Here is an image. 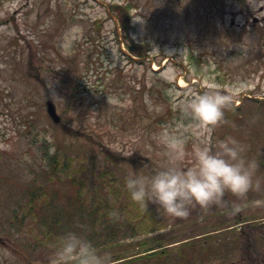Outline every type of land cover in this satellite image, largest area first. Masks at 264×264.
<instances>
[{
  "label": "rangeland",
  "instance_id": "374dc122",
  "mask_svg": "<svg viewBox=\"0 0 264 264\" xmlns=\"http://www.w3.org/2000/svg\"><path fill=\"white\" fill-rule=\"evenodd\" d=\"M209 84L233 96L209 138L245 145L254 187L194 204L187 217L133 201L126 174L168 162L155 133H183L189 149L197 141L180 104ZM0 145V264H48L68 230L86 233L112 260L139 256L120 264L264 256V0H0ZM57 151L82 170L83 189L46 171ZM33 188L49 202L36 211L57 218L52 243L32 212L22 222ZM156 222L163 228L153 231ZM152 247L167 251L144 259ZM194 247L196 258H184Z\"/></svg>",
  "mask_w": 264,
  "mask_h": 264
},
{
  "label": "clouds",
  "instance_id": "9594fccd",
  "mask_svg": "<svg viewBox=\"0 0 264 264\" xmlns=\"http://www.w3.org/2000/svg\"><path fill=\"white\" fill-rule=\"evenodd\" d=\"M232 103V95L211 84L181 101V110L192 122L185 131L197 141L189 149L183 133L167 127L155 133L168 162L150 173L129 171L125 185L131 199L141 205L157 204L164 216L187 217L194 204L220 203L226 191L245 194L252 189L257 165L245 154V145L232 137L213 142L208 135ZM48 264H113V260L86 233L68 230L53 245Z\"/></svg>",
  "mask_w": 264,
  "mask_h": 264
},
{
  "label": "trees",
  "instance_id": "16d2710c",
  "mask_svg": "<svg viewBox=\"0 0 264 264\" xmlns=\"http://www.w3.org/2000/svg\"><path fill=\"white\" fill-rule=\"evenodd\" d=\"M49 165L48 168L46 169V171L50 172L52 175L56 176H60L62 179L63 178H67V179H71V181H74L76 184H83L82 187H80L81 189H83L86 186L87 181L84 180V178H80L79 174H77L75 171H82L81 169H74V171H72V168L74 166L73 164V157H71V159H69L68 157L65 158L63 157L58 151L55 153H50L49 156ZM69 166H71V172L69 170ZM71 175V176H70ZM87 180V179H86ZM43 188H33L31 189V193H30V197H29V202L31 205L30 209L28 211L25 210V213L22 216V222H25L27 219H29L30 213L32 212L35 217V219L40 221V224L38 226V230L41 231V227H43V229L45 230V234L47 237L50 238L51 243L53 241H55L56 239V226L58 225V221L56 216H54L53 218V214L51 213L50 216L47 217V215H44L42 213V211L37 212L36 211V205L39 206V204H42L43 206L47 207L49 205L48 200H46L45 202H42L40 200V196L43 195L44 193L42 192ZM81 189L79 190L81 192ZM39 198V199H38ZM38 199V200H37ZM47 209H51V207H48ZM20 214L18 212H16V218H13V225L16 224V221L18 220L17 218H19ZM44 219L46 225L42 226V220ZM158 225V224H156ZM154 225V226H156ZM63 227H68V226H64ZM59 236H57L58 238ZM116 237V234H115ZM109 240V239H108ZM152 249V248H150ZM149 249V250H150ZM159 251L156 252H150L147 253L145 257H151V256H155L156 254H158ZM126 257H118L117 259L113 260V262H117L120 261V263H126V262H131V261H135L136 258H130V259H125ZM134 259V260H133ZM113 264H117V263H113Z\"/></svg>",
  "mask_w": 264,
  "mask_h": 264
},
{
  "label": "flooded vegetation",
  "instance_id": "af4514ba",
  "mask_svg": "<svg viewBox=\"0 0 264 264\" xmlns=\"http://www.w3.org/2000/svg\"><path fill=\"white\" fill-rule=\"evenodd\" d=\"M249 259L250 262H248V264H264V256H260V254L258 252H250L249 251ZM235 264H237L236 262H234Z\"/></svg>",
  "mask_w": 264,
  "mask_h": 264
},
{
  "label": "water",
  "instance_id": "95a60500",
  "mask_svg": "<svg viewBox=\"0 0 264 264\" xmlns=\"http://www.w3.org/2000/svg\"><path fill=\"white\" fill-rule=\"evenodd\" d=\"M132 48H134V47H132ZM47 103H48V111H49V113L52 115V117H53L55 120H59V115H58V113H57V106H56V104L54 103V101L51 100V99H49V100L47 101Z\"/></svg>",
  "mask_w": 264,
  "mask_h": 264
},
{
  "label": "bare ground",
  "instance_id": "6f19581e",
  "mask_svg": "<svg viewBox=\"0 0 264 264\" xmlns=\"http://www.w3.org/2000/svg\"><path fill=\"white\" fill-rule=\"evenodd\" d=\"M180 84H181V85H185L186 82H185L184 80H180Z\"/></svg>",
  "mask_w": 264,
  "mask_h": 264
}]
</instances>
